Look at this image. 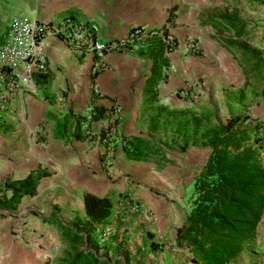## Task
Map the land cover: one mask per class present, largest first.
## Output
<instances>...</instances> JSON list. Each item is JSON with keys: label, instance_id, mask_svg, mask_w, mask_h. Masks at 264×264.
I'll return each instance as SVG.
<instances>
[{"label": "crops", "instance_id": "0c3cea01", "mask_svg": "<svg viewBox=\"0 0 264 264\" xmlns=\"http://www.w3.org/2000/svg\"><path fill=\"white\" fill-rule=\"evenodd\" d=\"M15 2L31 14L28 18L19 16L23 19L51 21L72 16L80 21L95 22L102 41L116 38L135 26L165 27L176 36L178 47L169 53H161L159 49L150 52L146 48L126 54L106 53L102 57L106 67L93 69L95 54L78 52L58 38H49L46 70L33 74V92H27L17 78L6 80L18 85L5 98V105H0V264H24L33 254L31 244L40 242L42 234L50 238L48 233L54 231L61 240L58 221L70 222L83 216L84 193L109 196L117 204L119 192L105 188L101 178L100 152L105 143L98 137L106 128L103 122L114 116L115 107L121 108V116L116 120L119 136L145 137L140 132V121L155 120L165 109H170L171 104H178L181 99L175 92L185 83H206L205 79L215 68L213 62H219L217 67L224 69L219 58L226 57L222 50L236 58L240 83L246 78L237 54L222 43L226 39L225 32L233 38L234 35L225 27L221 15L237 17L217 9L220 0ZM10 21L3 35L0 26V44ZM246 24L243 37L249 33ZM188 36L201 41L200 54L188 53L181 47L180 42ZM213 44L222 49L214 51ZM60 97H63L62 103L58 102ZM91 115L96 118L90 122L87 134L83 127L76 129L79 136L75 137L74 117ZM92 128L100 129L94 132ZM122 145L123 141L117 144L116 157L129 163L127 171L132 168V162H144L129 158ZM31 172L40 174L33 192L23 195L17 203L7 200L11 190H5L4 184L25 178ZM18 210L23 211L24 217H19ZM13 224L19 228V234L13 237L16 239L9 237Z\"/></svg>", "mask_w": 264, "mask_h": 264}, {"label": "rangeland", "instance_id": "374dc122", "mask_svg": "<svg viewBox=\"0 0 264 264\" xmlns=\"http://www.w3.org/2000/svg\"><path fill=\"white\" fill-rule=\"evenodd\" d=\"M217 9L234 13L237 18L245 20L249 27V33L245 37L233 38L228 32L223 37L244 42L264 55V0H220ZM15 16L28 18L31 14L15 0H0L2 35L7 23ZM174 37L176 39L175 35ZM193 41L199 45L198 52L190 51L187 47L188 42ZM180 45L186 52L196 55L203 50L201 41L195 36L184 38ZM213 45L214 51L222 49L218 44ZM222 52L226 57L219 58L224 69L217 67L219 62H213L215 68L207 76L209 78L203 77L206 83H185L175 92L176 97L181 99L178 104H171L170 109H165L155 120L140 121V132L162 147L164 160L149 157L148 160H140L144 162L135 161L127 171L129 163L124 158L118 160L116 157V146L122 142L116 127L121 108L115 107L114 116L103 122L110 132V144H105L100 152L103 167L101 178L105 188L119 192L114 214L100 227V231H104L107 237L111 236L113 245H119L116 253L111 250L109 255H128L130 264H192L189 253L174 246L175 236L185 218L188 199L192 193L191 182L204 164L210 148L197 143L190 144V141L186 150L181 151L175 145L183 143L185 133L189 132L197 139L204 130L215 124L225 123L233 115L264 120V100L253 95L254 91L260 89L259 82L246 77L244 83H240V68L236 58L228 51ZM25 90L33 92L35 83L29 88L25 86ZM58 102L62 103L63 97ZM83 129L87 134L88 129ZM92 129L97 132L100 128ZM45 144L46 142L44 146ZM262 164L264 165V149ZM18 213L19 217L25 215L22 210H18ZM11 229L10 239L19 234L17 224H13ZM48 235L50 238L45 237V234L40 235L43 236L42 240L31 244L34 251L30 252L33 254L28 256L24 264H56L57 258H61L64 244L56 238L54 231ZM153 241L163 248L152 250L150 243ZM228 264H264V214L258 223L252 245L245 247Z\"/></svg>", "mask_w": 264, "mask_h": 264}, {"label": "trees", "instance_id": "16d2710c", "mask_svg": "<svg viewBox=\"0 0 264 264\" xmlns=\"http://www.w3.org/2000/svg\"><path fill=\"white\" fill-rule=\"evenodd\" d=\"M221 17L234 38L245 35V21L227 14ZM157 30L167 31V28ZM222 43L237 54L245 76L259 82L260 89L253 95L264 100V55L236 39H224ZM138 48L167 52L160 37H152ZM93 118L96 115L74 117V136H79L76 129L89 128ZM109 134L106 127L98 137L108 144ZM185 135L179 146L181 151L186 150L190 141V144L207 146L210 151L191 182L192 193L183 223L177 228L174 246L185 249L192 264L231 263L245 247L252 245L264 214V120L238 114L204 130L197 139L189 132ZM122 141L124 152L133 160L154 156L165 159L162 147L147 137L132 135L122 137ZM39 175L31 172L25 178L4 184L5 190H11L7 200L17 203L23 195L31 194ZM83 204V216L70 222L58 221L59 235L65 244L58 264H130L128 255H109L111 250L116 253L119 248L113 245L111 236L105 242L100 240V227L111 217L116 201L86 192ZM150 248L157 251L163 246L153 241Z\"/></svg>", "mask_w": 264, "mask_h": 264}, {"label": "built area", "instance_id": "2783aa9c", "mask_svg": "<svg viewBox=\"0 0 264 264\" xmlns=\"http://www.w3.org/2000/svg\"><path fill=\"white\" fill-rule=\"evenodd\" d=\"M152 37H160L168 53L178 46L177 40L169 30L135 26L116 38L102 41L99 39V25L92 21H80L72 16L51 21L27 20L15 16L11 19L5 39L0 44V105H5V98L18 85L6 83V80L17 78L29 88L34 83L33 74L45 72L49 38H58L78 52L95 54L97 58L93 69H103L106 67L102 58L104 54L132 52ZM187 47L193 52L199 50L195 41L188 42ZM108 238L104 231H100L102 242Z\"/></svg>", "mask_w": 264, "mask_h": 264}]
</instances>
